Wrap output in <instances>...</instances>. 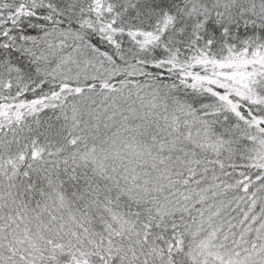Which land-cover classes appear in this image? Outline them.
Instances as JSON below:
<instances>
[{
	"label": "snow or ice",
	"instance_id": "obj_1",
	"mask_svg": "<svg viewBox=\"0 0 264 264\" xmlns=\"http://www.w3.org/2000/svg\"><path fill=\"white\" fill-rule=\"evenodd\" d=\"M0 264H264V0H0Z\"/></svg>",
	"mask_w": 264,
	"mask_h": 264
}]
</instances>
